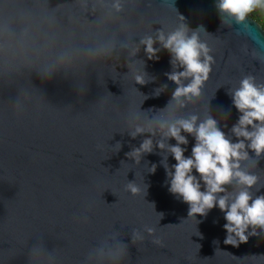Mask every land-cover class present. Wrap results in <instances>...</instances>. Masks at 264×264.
I'll use <instances>...</instances> for the list:
<instances>
[{"label":"water","instance_id":"95a60500","mask_svg":"<svg viewBox=\"0 0 264 264\" xmlns=\"http://www.w3.org/2000/svg\"><path fill=\"white\" fill-rule=\"evenodd\" d=\"M120 2L117 12L115 0H0V264H264V228L250 225L247 242L233 233L226 244L218 206L188 215L169 191L170 153L127 155L150 135L133 138L137 126L191 115L216 117L236 142L232 93L249 75L264 83V27L251 15V29L227 16L231 26H221L217 0ZM201 24L214 63L202 95L181 98V108L170 54L149 60L140 41ZM184 134L190 156L195 139ZM246 150L241 170L258 180L249 188L234 179L217 194L229 203L241 191L264 195V153Z\"/></svg>","mask_w":264,"mask_h":264},{"label":"clouds","instance_id":"9594fccd","mask_svg":"<svg viewBox=\"0 0 264 264\" xmlns=\"http://www.w3.org/2000/svg\"><path fill=\"white\" fill-rule=\"evenodd\" d=\"M113 6L117 12L123 9L120 0H115ZM216 7L221 26H231L229 21L224 19L227 16L236 24H243L246 29H251L247 17L257 10L260 11L256 19L264 24V0H217ZM203 27L201 24L197 30H191L184 25L168 34L161 29L155 38L148 36L140 41L149 60L158 61L162 50H167L170 54V62L178 70L166 75L177 84L171 99L181 108L185 106L181 98L192 101L202 95L203 85L212 71L214 60L209 54L211 50L199 39L198 30ZM157 43L162 47H156ZM138 51L139 49L134 50L133 55ZM185 80L189 82L185 84ZM136 81L139 84L145 83L140 75L136 76ZM232 100L241 113L237 123L231 126L237 137L236 142L227 138L225 131L220 127L221 121L216 117L210 115L198 123V116L191 115L190 118L161 121L158 127L149 126L146 129L137 126L131 133L133 138L145 132L150 135L146 136L139 147L127 154L136 158L152 153L156 147L170 153L176 163L168 165L166 157L162 161L170 178L169 191L189 205V216L206 217L208 212L217 206L224 211L227 223L223 227L228 233L226 244H231L233 233L240 238L241 243L247 242L249 237L245 232L250 225L264 228V195L253 199L249 191H241L231 203L229 194L217 195L227 193L226 186L231 185L237 178L239 184L249 188L255 185L258 177L241 170L240 161L248 158L247 148L254 150L257 156L264 153V83L258 84L254 76H246L241 80L240 87L232 93ZM229 118L224 121L225 128L228 127ZM157 132L162 138L154 144L152 137L157 135ZM184 133L195 139L190 156L185 155L187 149L183 145H188L189 140ZM171 139L176 143H165V140ZM156 169L157 165L153 164L151 172L155 173ZM194 170L198 175L194 174ZM127 189L133 195L140 192L139 186L131 181ZM145 230L149 234L155 231L152 227H146ZM135 235L139 237V232ZM154 242L160 243L159 240Z\"/></svg>","mask_w":264,"mask_h":264},{"label":"trees","instance_id":"16d2710c","mask_svg":"<svg viewBox=\"0 0 264 264\" xmlns=\"http://www.w3.org/2000/svg\"><path fill=\"white\" fill-rule=\"evenodd\" d=\"M259 11H260V10H257L256 12H253V13H251V14H249V15H251L253 18L256 19V17H257V15H258ZM256 20H257V19H256ZM257 21H259V20H257ZM262 26L264 27V24H262Z\"/></svg>","mask_w":264,"mask_h":264}]
</instances>
